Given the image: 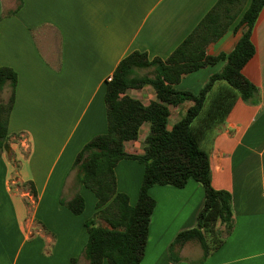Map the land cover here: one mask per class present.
I'll return each mask as SVG.
<instances>
[{"label":"crops","instance_id":"crops-1","mask_svg":"<svg viewBox=\"0 0 264 264\" xmlns=\"http://www.w3.org/2000/svg\"><path fill=\"white\" fill-rule=\"evenodd\" d=\"M218 1L22 0L17 10L19 0H0V68L18 77L8 154L0 159V264H88L85 222L97 212V199L77 184L73 166L93 138L107 133L106 83L131 53L166 64L180 50L194 53ZM241 16L207 46V55L234 50ZM252 41L256 54L243 75L259 89V102L239 99L205 144L213 188L232 196L235 228L204 264H264V9ZM224 65L184 76L175 88L197 94ZM125 95L144 106L157 101L151 87ZM189 107L186 102L171 109L168 130ZM149 130L143 125L138 139L124 144L128 155L144 154ZM115 171L118 192L134 206L143 165L124 160ZM149 193L156 207L141 264H173L171 246L179 234L196 228L205 190L191 180L185 188L154 186ZM77 194L86 205L80 216L61 204ZM192 245L175 249L178 264H200L203 252Z\"/></svg>","mask_w":264,"mask_h":264},{"label":"trees","instance_id":"trees-1","mask_svg":"<svg viewBox=\"0 0 264 264\" xmlns=\"http://www.w3.org/2000/svg\"><path fill=\"white\" fill-rule=\"evenodd\" d=\"M246 3L247 0H219L207 18V32L194 53L180 50L169 64L159 59L150 61L139 52L131 53L106 83L107 133L93 138L78 154L73 166L77 184L89 189L97 199V212L85 222L88 243L83 255L88 264H141L156 207L149 193L154 186L185 188L193 180L205 190V203L196 228L179 234L171 246L173 264L181 262L180 256L174 254L175 249L191 242L201 248L200 264H204L232 235L233 199L229 192L213 188L210 152L205 144L224 124L239 99L248 104L259 102L260 91L243 75V69L256 54L252 36L264 0H251L242 13ZM21 6L19 0L17 10ZM239 15L242 16L235 33L239 29L242 32L234 50L216 57L207 55V46L221 39ZM219 62H225L223 69L212 75L199 93L175 88L184 76ZM17 82L14 70L0 68V159L10 139L9 117ZM145 87L153 88L157 95V101L149 106L125 95L130 89ZM7 89L9 94L4 99L1 95ZM186 102L190 104L186 114L168 130L171 109ZM145 124L150 125V130L144 154L128 155L124 144L137 140ZM124 160L136 161L144 167L134 206L117 189L115 170ZM61 204L76 216L82 215L86 206L79 194L68 202L61 200Z\"/></svg>","mask_w":264,"mask_h":264},{"label":"rangeland","instance_id":"rangeland-1","mask_svg":"<svg viewBox=\"0 0 264 264\" xmlns=\"http://www.w3.org/2000/svg\"><path fill=\"white\" fill-rule=\"evenodd\" d=\"M141 73H142V74H147L148 72H147V71H142ZM3 98H4V99L7 98V95L4 96ZM4 153H5L6 155L8 154L6 149H4ZM8 160H9V159H8ZM100 224L105 225L103 222H100ZM191 243H192V242H191ZM192 247L195 248V249L200 248L199 245L196 244V243H193ZM200 250H201V249H200ZM201 252H202V251H201Z\"/></svg>","mask_w":264,"mask_h":264},{"label":"water","instance_id":"water-1","mask_svg":"<svg viewBox=\"0 0 264 264\" xmlns=\"http://www.w3.org/2000/svg\"><path fill=\"white\" fill-rule=\"evenodd\" d=\"M5 149L8 151V145L5 146Z\"/></svg>","mask_w":264,"mask_h":264}]
</instances>
